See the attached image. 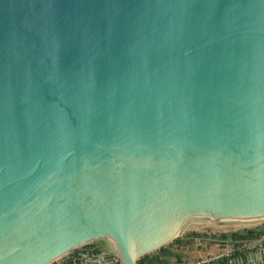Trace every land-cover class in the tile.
Masks as SVG:
<instances>
[{
    "label": "water",
    "instance_id": "water-1",
    "mask_svg": "<svg viewBox=\"0 0 264 264\" xmlns=\"http://www.w3.org/2000/svg\"><path fill=\"white\" fill-rule=\"evenodd\" d=\"M263 225L264 0H0V264Z\"/></svg>",
    "mask_w": 264,
    "mask_h": 264
},
{
    "label": "crops",
    "instance_id": "crops-1",
    "mask_svg": "<svg viewBox=\"0 0 264 264\" xmlns=\"http://www.w3.org/2000/svg\"><path fill=\"white\" fill-rule=\"evenodd\" d=\"M260 229L253 230L252 232L218 233L210 237L202 235L194 247H192V242L188 241V239H180L179 242L166 245L168 246V250L165 253L155 254L157 258L155 264H162L165 261L167 263L194 261L208 257H218L213 264H264V243L255 249L245 247L248 241L254 240L261 235H256ZM232 235H236V237ZM87 251L97 253L107 251L115 254L113 241L100 238L70 251L51 264H80L79 262L81 261H77L76 257L80 253Z\"/></svg>",
    "mask_w": 264,
    "mask_h": 264
},
{
    "label": "built area",
    "instance_id": "built-area-1",
    "mask_svg": "<svg viewBox=\"0 0 264 264\" xmlns=\"http://www.w3.org/2000/svg\"><path fill=\"white\" fill-rule=\"evenodd\" d=\"M264 243V233L259 235L256 239L250 240L245 244V247L248 249H255L259 246H262ZM218 257H208L203 259H197L194 261H177L173 263H162V264H213L217 260ZM95 259H101L104 260V255L99 254L94 251H87L80 253L77 257V261H86V262H93Z\"/></svg>",
    "mask_w": 264,
    "mask_h": 264
},
{
    "label": "trees",
    "instance_id": "trees-1",
    "mask_svg": "<svg viewBox=\"0 0 264 264\" xmlns=\"http://www.w3.org/2000/svg\"><path fill=\"white\" fill-rule=\"evenodd\" d=\"M262 233H264V225L261 227V229L258 231V233L256 235H259V234H262ZM192 235H194L196 237H201L202 236V234L196 233V232H194ZM249 235H250V233H249ZM232 236L236 237V235H232ZM224 237H227V236H224ZM174 241L175 242H179L180 241V237L176 238ZM167 250H168V246H165V247H162L161 249H159L158 251H156L157 253L145 255V256H143V257H141L139 259V264H155L157 262V258H156L155 254H158V253L162 254V253H165ZM75 262H77V261H75ZM70 263H72V262H70Z\"/></svg>",
    "mask_w": 264,
    "mask_h": 264
},
{
    "label": "rangeland",
    "instance_id": "rangeland-1",
    "mask_svg": "<svg viewBox=\"0 0 264 264\" xmlns=\"http://www.w3.org/2000/svg\"><path fill=\"white\" fill-rule=\"evenodd\" d=\"M216 234H218V233H208V234H202V235H208L209 237L210 236H214V235H216ZM180 239H188V241H190V242H192L191 244H192V247H194L197 243H198V241L200 240V237H196V236H194V235H189V236H186V237H183V238H180ZM174 242L175 241H173V242H170L171 244H174ZM169 245V244H168ZM154 253H157V252H154ZM101 254H103V253H101ZM151 254H153V253H151ZM104 255V254H103ZM143 257V256H142Z\"/></svg>",
    "mask_w": 264,
    "mask_h": 264
},
{
    "label": "clouds",
    "instance_id": "clouds-1",
    "mask_svg": "<svg viewBox=\"0 0 264 264\" xmlns=\"http://www.w3.org/2000/svg\"><path fill=\"white\" fill-rule=\"evenodd\" d=\"M99 254H101V253H99Z\"/></svg>",
    "mask_w": 264,
    "mask_h": 264
}]
</instances>
